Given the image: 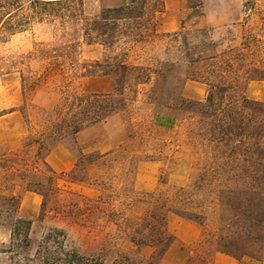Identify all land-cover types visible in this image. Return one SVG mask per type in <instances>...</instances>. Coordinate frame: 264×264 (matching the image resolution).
I'll return each mask as SVG.
<instances>
[{
	"label": "rangeland",
	"instance_id": "1",
	"mask_svg": "<svg viewBox=\"0 0 264 264\" xmlns=\"http://www.w3.org/2000/svg\"><path fill=\"white\" fill-rule=\"evenodd\" d=\"M0 4V114L17 97L26 127L21 153L0 148V264H72L74 252L80 264H264V180L217 168L196 123L208 88L190 76L201 64L183 58L235 50L230 73L264 102V72L251 70L264 46L241 45L264 41V0ZM121 61L155 74L118 84ZM101 94L126 105L70 135L60 120L71 121L73 97ZM56 143L76 155L69 173L44 161ZM23 191L41 198L29 225L17 224ZM163 228L173 242L162 254Z\"/></svg>",
	"mask_w": 264,
	"mask_h": 264
},
{
	"label": "trees",
	"instance_id": "2",
	"mask_svg": "<svg viewBox=\"0 0 264 264\" xmlns=\"http://www.w3.org/2000/svg\"><path fill=\"white\" fill-rule=\"evenodd\" d=\"M1 5V4H0ZM117 10H113L115 12ZM103 21L107 18H102ZM177 41L184 37L182 33L166 35ZM183 38V39H184ZM189 45V44H187ZM204 45V44H203ZM242 50L253 51L259 45L264 46V41L256 37L246 39L242 44ZM234 51L229 49L219 55L206 58H193L188 53L183 58L188 66L201 64L199 76H190L191 80L199 81L208 88L207 96L203 103L197 105V125L199 131L203 132L202 139L207 145H213L217 151V168L223 171H237L250 168L252 181L261 184L264 180V102L248 100L244 95V88L233 73L232 61ZM236 58L242 53L235 54ZM122 73H114L118 78V84L133 82V85H147L151 81L153 71L145 67H132L124 65L121 61L119 66ZM252 72H264L261 68L252 67ZM258 78L264 81V73H258ZM124 87L121 91L123 92ZM122 92L120 94H122ZM120 105H126L123 100L116 99L112 94H101L93 96L73 97L70 104L69 116L71 121L66 124L64 118L61 123L70 127L69 134L75 136L82 128L104 121ZM189 108V107H188ZM48 134H51L49 131ZM183 217V216H182ZM190 220L188 217H185ZM164 221V219H163ZM27 220H19V225H29ZM162 238L165 239V252L173 242L172 237L163 228ZM72 264H80V258L76 252L73 253Z\"/></svg>",
	"mask_w": 264,
	"mask_h": 264
},
{
	"label": "crops",
	"instance_id": "3",
	"mask_svg": "<svg viewBox=\"0 0 264 264\" xmlns=\"http://www.w3.org/2000/svg\"><path fill=\"white\" fill-rule=\"evenodd\" d=\"M19 105L17 97L6 106L4 110H10L0 114V148L10 154H19L24 150L26 127L22 116L15 108ZM81 133H77L79 136ZM44 161L48 168L57 174H66L74 170L76 155L67 146L56 143L47 154ZM41 208L40 195L33 191H23L19 194L17 215L21 219L35 218Z\"/></svg>",
	"mask_w": 264,
	"mask_h": 264
}]
</instances>
